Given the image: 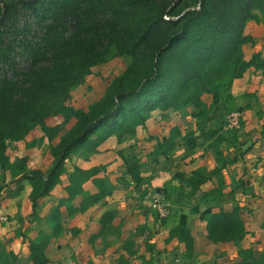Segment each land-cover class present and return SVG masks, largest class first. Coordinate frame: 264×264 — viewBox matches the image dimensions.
<instances>
[{
    "label": "trees",
    "instance_id": "trees-1",
    "mask_svg": "<svg viewBox=\"0 0 264 264\" xmlns=\"http://www.w3.org/2000/svg\"><path fill=\"white\" fill-rule=\"evenodd\" d=\"M20 11L33 20L35 29L25 22L21 29L8 30ZM249 22L264 25V0H0V168L12 169L8 144L24 142L35 129L42 133L41 140L52 143L57 139L48 147L49 171L44 174L36 169L23 175L29 192L16 221L31 264L49 263L45 252L51 239L63 230V213L67 217L83 214L114 192L105 165L82 168L71 164L67 169L65 162H72L80 153L97 152L109 139L120 144L133 137L153 112L191 107L195 120V132L183 137L178 128H172L157 145L156 155L168 158L179 145L192 154L212 140L207 149L215 151L219 165L225 164L219 145L235 140L238 134L233 129L226 130L230 137L220 135L221 123L225 128V117L241 112L235 108L232 87L251 69L264 78V56L254 52L246 59L244 55V46L254 43L245 34ZM7 32L23 35L7 40ZM112 58H124L128 63L101 97L86 109L69 105L71 92L85 83L92 68ZM18 59L28 65L19 68ZM205 96L210 97L209 103ZM50 117H61L62 122L47 126ZM25 160L17 172L23 171ZM122 164L124 174L139 191L145 182L139 160L123 158ZM217 172V168L209 173L194 170L186 180L190 192L185 199L194 197ZM122 178L125 182L119 178L121 183L128 185ZM88 183L93 187L90 192L84 188ZM61 185L62 195L43 218L51 226L50 232L39 231L35 239H29L23 227L40 221V204ZM2 191L0 187V197ZM217 192L199 198L208 205L199 213L206 223L207 241L214 245L243 242L249 233L241 208L213 210L216 202H221ZM177 200L180 202L179 197ZM198 210L196 206L193 211ZM112 220L113 212L104 211L92 239L109 235ZM186 221V215L181 214L165 240V244L183 245L184 264L195 257ZM132 246V242H125L127 256L121 255L117 264H131L136 257ZM236 254L232 264H264V252L245 247ZM15 260L14 253L1 244L0 264ZM142 263L153 264L150 260Z\"/></svg>",
    "mask_w": 264,
    "mask_h": 264
},
{
    "label": "rangeland",
    "instance_id": "rangeland-1",
    "mask_svg": "<svg viewBox=\"0 0 264 264\" xmlns=\"http://www.w3.org/2000/svg\"><path fill=\"white\" fill-rule=\"evenodd\" d=\"M22 14L23 12L20 11L15 23L11 22L8 30L12 31L14 27L21 29L25 26V22L29 23L32 29H35V25L32 24L33 20L28 16H22ZM245 34H248L254 40L253 45L248 44L244 46L245 58H250L251 54L254 52H260L264 56V25L249 22L246 26ZM22 35L23 34L16 35L12 34V32H7V40H11V38L15 37L18 39L22 37ZM17 62L19 68L26 67L28 65L26 60L18 59ZM127 63V59L112 58L105 64L92 68L91 74L87 77L85 83L71 92V98L68 101L69 105L74 108L86 109L88 105L92 104L101 97L107 84L122 73ZM236 84L239 85H236L233 90L236 95L235 108L239 109L242 113V127L240 126L239 129H236V132L238 136H240L243 140H246L245 145H243V149H237L236 153L242 160H244L246 156H249L247 158H251V156L255 157L253 158L254 161L252 160L253 162H246V165L242 166L241 169H235L237 166L240 167L241 165H233V169L231 170L232 174L234 177L235 175L237 176L235 177L236 179L233 178V180H235V186L238 185V181L242 178H244L242 180L248 181L251 180V178H264V175L261 176V172H264V78L260 73H256L251 69L248 70L244 74L243 78L238 80ZM253 91L254 93H252ZM204 101L209 103L210 97L205 96ZM191 113V107H186L178 112L169 111L166 119L161 118L159 111L153 112L146 121L145 126L143 128H137L136 134L133 137H126L120 144H117L114 139H109L98 149L97 152L91 154L80 153L72 157V162L66 161L64 166L67 169H70L71 164L78 165L82 168L105 165L108 183L114 187L113 196L107 198L106 200L113 202L116 205L118 209L117 215H119L120 218L122 216L126 217L128 215L127 213L138 210L135 209L134 206H138L139 203H142V207H140L141 210H146L145 212H147L148 215L150 214L155 221L160 223L158 221L160 219L155 215L153 210V205L156 200L159 204L166 205L171 212H176V210H178L177 205L186 207L188 205L191 206L192 204L195 205L199 201V197H197V195L190 197L188 200L185 199V196L188 195L189 192L185 193V190L182 187L184 182L177 176L182 175L184 170L190 172L192 168L196 166V160L197 164L203 165V160L199 158V153L202 152L201 149L198 148L194 151L197 152L194 154V156L197 157L192 166H189L191 165V162L188 164L189 168L187 167V164L184 165L183 162H181V158H183L185 154L187 155L185 146L183 147L182 145H179L178 148L171 152V156L168 158L154 153L156 150V141H159L160 137L171 126L182 123L186 134L195 132V120L191 118ZM61 122V117H50L46 119V125L50 127L60 124ZM223 125L224 123H221L222 127ZM222 127L219 132L220 135L222 134L225 137H230V132L226 131V129ZM41 138L42 133L39 129H35L31 134H29L24 142L9 143L7 147V154L10 157L12 169L10 171H6L0 168V187L3 188L0 197V245L5 244L7 250L12 249V252H17V256H19V258L16 259L13 264H31L28 258L23 255L27 250V244L22 243L20 236H18V231L21 228L16 221V214H18L19 206L21 205L23 198L25 197V193L28 190L27 182L24 180L23 175L36 169L46 174L51 167V157L48 152V147L50 144L56 143L57 139L52 143H48L46 140H41ZM245 148L249 149L245 150ZM221 149L224 155L233 153L226 145H221ZM203 153L211 159L207 166H209V164L213 165V150L205 149ZM131 157L139 160L141 173L145 178V182L142 187H140L139 191L134 189V185L124 174V167L122 164L123 158ZM24 158L26 160L24 162L23 171L17 172L19 166L21 165V160ZM257 159L259 162L256 163L255 161ZM183 174L185 175V173ZM122 177L125 178L128 185L121 183V180H124ZM119 178L121 180H119ZM21 187L23 188L22 190ZM84 188L87 192L93 190L90 183L86 184ZM62 189V185L57 187L52 192L50 197L42 201L38 210V215L43 217L48 213V211L55 205L56 200L62 194ZM143 189L147 192L145 196L141 198L142 192L144 191ZM157 190H159L160 194H156ZM234 196L237 199L236 202L241 203V205H243V203H247L245 195L241 189L236 190ZM178 197L180 198V203H178L179 201H176ZM108 201H106V203H108ZM222 201L226 202L225 200ZM254 202L257 203L253 205V209H255L257 213L261 212L260 207L256 206H264V196ZM101 204L98 206H101ZM97 208L99 209L101 207ZM98 209H96L93 214L97 215ZM62 211H64V209H62ZM176 214L177 212L175 215ZM85 218V215L78 216V219L82 222L81 225L85 224ZM117 221L118 220H116L115 223H117ZM137 222L138 221L134 223ZM63 223L65 225L59 236L60 238H58L59 245L56 246V244H54V247L52 248L53 250H50L49 254L53 255L54 250L59 253L61 252V254L64 255L63 260H65L66 257H69L71 252L69 239L67 237L65 238V236H67L66 231L69 230L72 224L69 217H67L65 213H63ZM128 223L130 224L131 221H128ZM247 224L250 228H254V219L247 222ZM137 227H139V225ZM137 229L139 231L140 228ZM50 230L51 226H48L43 222H29L27 226L23 227V231L29 239H35L39 231L48 233ZM132 235L133 234L127 236ZM157 235L164 236L159 233ZM106 236H109L107 239H113L111 237L119 235L113 234V232L111 234L109 232V235ZM121 242H123V240ZM115 243L117 246L118 243H120L119 239L116 238ZM245 247H250L255 252H264V236H248L243 242L231 245L228 244L227 253L228 255L233 254ZM131 251H133V248H131ZM201 257L203 260L209 259L206 262L207 264H213V261H215L210 253L202 254ZM196 259L197 257H194L192 262H187L186 264H197L198 260L196 261ZM82 261L84 262L85 259ZM112 261L114 262V259L111 260V264L113 263ZM133 261L131 264H143L137 259L134 262ZM62 263L65 264V262H61L60 264ZM104 263L110 264L109 261L103 262V264ZM167 264H184L183 254L176 253L174 258H171ZM227 264H230V262H227Z\"/></svg>",
    "mask_w": 264,
    "mask_h": 264
},
{
    "label": "crops",
    "instance_id": "crops-1",
    "mask_svg": "<svg viewBox=\"0 0 264 264\" xmlns=\"http://www.w3.org/2000/svg\"><path fill=\"white\" fill-rule=\"evenodd\" d=\"M237 82L234 83L232 88V94L234 97L236 96L234 94L235 91H233L235 89L234 87H236V85H239L236 84ZM252 93H254V91ZM159 113L161 114V118H166V119L169 114V112H164V113L159 112ZM175 127L178 128L180 137L186 135V133L184 132V125H182V123H180L179 125L175 124L166 130V132L160 137L159 141H156L157 142L156 147L157 145L161 144L165 138L168 137L170 130ZM196 134H194V136H196ZM216 138L217 137L214 136V140ZM210 143H212V140L207 141L205 145L199 147L202 151L201 153H199L200 156L199 158L203 160V165L197 164V160H196L195 162L196 166H194L190 172H187V170H184L182 172L183 177L181 179L184 182V185L182 187L185 190V193L190 192V187L187 186L186 180L191 176L194 170L203 169L206 173H209L215 168H217L218 172L214 174L210 179H208L206 183L202 184L199 187V189L196 191L195 195H197V197L200 198L202 194H207L213 191H219V193L221 194V196L219 197L221 202H216L217 201L216 197L211 196V199H214L215 202L217 203V206H214L213 210L217 211L221 208L224 211H230L234 206H238L239 208H241V218L242 221L244 222L246 230L249 233L248 236H264V206L263 205L256 206V207H260L262 213L261 212L257 213V211L253 209V205L257 203L254 201L264 196L263 195L264 178L262 177L255 179L251 178V180L249 181L242 180L244 179L242 178L240 181L236 180L238 181V185L235 186L234 185L235 180H233V178L236 179L235 177L237 176L235 175L234 177L231 171L233 169V165L234 166L238 164L241 165L240 167L237 166L235 168L236 170H238L241 169L242 166H245L246 162L252 160L254 161L253 158L255 156H251V158H247L249 156H246L244 160H242L240 159L241 157L238 156L236 153L237 149L239 150L243 149V145H245L246 140H243L240 136H238L235 140L233 139L230 140L229 142L222 141V143L219 145L218 150L221 152L222 159L224 160L225 164L219 165L217 161L218 157L215 156V151L213 150L212 159L214 160V164L213 165L209 164V166H207L209 161H211V159L208 156H206L203 152L205 151V149L207 150V146ZM221 145H226L227 147H229V150H231L233 153L232 154L230 153L229 155L226 154L224 155L221 149ZM247 149L249 148H245V150ZM195 153L197 152L187 155L185 154L184 157L181 158L182 159L181 162H183L184 165L187 164V167L189 168V166L193 165L197 157L194 156ZM190 162L191 165L188 166ZM255 162L257 163L259 162V160L257 159ZM183 173H185V175ZM261 173H262L261 176L264 175V172ZM27 189L28 190L25 193V196L29 192L28 187ZM238 189L239 190L241 189L247 201V203H243V205H241V203L239 202H236L237 199L234 196L235 191ZM219 193L217 192V194ZM156 194H160L159 190L156 191ZM112 196L113 194L110 197ZM106 199L101 202L102 204L99 203L101 204V206H98L99 204H97L94 207L88 209L83 214H76L72 217H69V220L72 224L69 230L66 231L67 236H65V238L67 237L69 239L71 245V252L69 254V257H66V259L63 260L64 255L61 254V252L60 253L56 252L55 250L53 255L49 254L50 250L51 251L53 250L52 248L54 247V244H56V246L59 245L58 243L59 242L58 238H60L59 235L57 238L51 239V242L48 248L46 249L45 253L49 261L48 264H60L61 262H65V264H103V262L106 261H109L111 264V260L113 259L114 262L112 261L113 262L112 264H117V259L121 255L124 257L127 256L126 252L123 249V246L125 245L126 241H130L133 243V246L131 248H133V251L136 252V257H134V259L136 258L138 261L141 262H143V260L144 261L150 260L153 262V264H157V263L167 264V262L170 261L171 258H174L176 253L179 254L184 253V247L182 244H179L177 242L165 244V240L167 239V236H169V231L177 225L179 216L181 214H184L187 217V221H186L187 229L189 230L193 238L194 256L197 257L196 259V261L198 260L197 264H204L209 260V259L203 260L201 257L202 254H207V253H210L213 256V260H215L213 261V264H227V262H230V264H232L236 260L237 252L228 255L227 253L228 244L214 245L207 241L206 227H205L206 223L200 219L199 213L202 212L208 205H206L204 202H201L200 200L195 205L192 204L191 206L190 205L186 206L187 208L185 206L177 205L178 206L177 207L178 210H176L177 214L175 215L176 213L175 211L171 212L169 210L170 213L167 216V218H160L156 210L152 208L155 212V215L160 219L158 220L160 223H158L152 218L150 214L148 215L147 212H145L146 210L145 211L141 210L140 207H142L141 206L142 203H139L138 206H134L135 209L138 210L127 213L128 215L125 214L127 215L126 217L122 216L120 218L119 215H117L118 209L116 205L113 202H109ZM222 200H225L226 202ZM106 201H108V203H106ZM176 201L178 202V200ZM213 203L214 202H211V204ZM196 206L199 209L198 213L193 211ZM97 207H101V208L98 209ZM96 209H98L97 215L93 214ZM107 210L113 212V220L109 232L111 234L113 232V234H118L119 236H113L111 237L113 239L110 238L107 239V237L109 236L104 235L92 239L93 236L97 234L99 230V219L101 215L103 214L104 211ZM79 215L86 216L85 224L83 223L84 225H81L82 222H80V219H78ZM94 215H95V221H94ZM38 216L40 218L39 222L45 223V221L43 220L45 216L43 217L40 215ZM252 219H254L255 222L254 228L253 227L250 228V226L247 224V222H249ZM116 220H118L117 223H115ZM143 220L147 223H145ZM128 221H131V223L129 224ZM136 221L138 222L134 223ZM64 225L65 224L63 223V227ZM138 225L139 227H137ZM137 228H140L139 231ZM158 233L163 234L164 236H159L157 235ZM130 234L133 235L127 236ZM116 238L119 239L120 241V243H118L117 246L115 243ZM122 240L123 242H121ZM13 253L16 256V259H18L19 256H17V252H13ZM23 255H25V257L28 258V249L25 251V254ZM83 259H85L84 262L82 261Z\"/></svg>",
    "mask_w": 264,
    "mask_h": 264
},
{
    "label": "built area",
    "instance_id": "built-area-1",
    "mask_svg": "<svg viewBox=\"0 0 264 264\" xmlns=\"http://www.w3.org/2000/svg\"><path fill=\"white\" fill-rule=\"evenodd\" d=\"M242 120V113L239 111H233L231 112L226 119V125L225 128L226 130H233V129H238L240 122ZM153 208L156 210L158 213V216L160 218H167L169 215V210L166 205L164 204H159V202L156 200L155 204L153 205Z\"/></svg>",
    "mask_w": 264,
    "mask_h": 264
}]
</instances>
